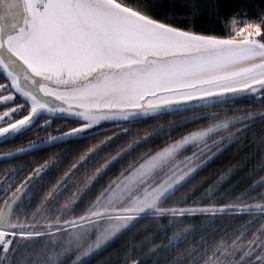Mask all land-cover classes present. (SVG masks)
Instances as JSON below:
<instances>
[{
    "label": "snow or ice",
    "instance_id": "6c2138e0",
    "mask_svg": "<svg viewBox=\"0 0 264 264\" xmlns=\"http://www.w3.org/2000/svg\"><path fill=\"white\" fill-rule=\"evenodd\" d=\"M214 7L229 25L226 37L196 31L202 13L192 0H0V73L5 81L0 92H7L0 95V107L15 105L0 113V144L30 132L45 115L67 114L60 118L75 117L77 124L0 152V159L7 160L70 145L42 162L25 160L5 171L0 181V264H91L148 217L155 218L154 224L173 217L164 231L175 230L167 243L148 249L147 261L129 253L156 237L133 245L125 264H162L161 256L173 250L170 264H264V175L255 178L264 172V159L249 174L252 182L226 204L164 207L189 184L194 194L211 178L194 184L201 172L238 144L239 155L249 131L264 128V6L251 20L235 5L230 16L227 10L221 13L223 3ZM18 98L22 104H16ZM242 98L262 107H222ZM23 112L27 114L15 118ZM187 112L192 115H182ZM161 116L178 118L150 125L151 131L113 152L114 145L132 135L124 124ZM105 121L121 131L104 135L110 130L101 127ZM51 124L45 119L37 131ZM154 140L161 142L104 183L117 165ZM75 153L45 191L48 174ZM244 166L229 163L217 169L208 194ZM37 197L40 202L29 212ZM176 203H186V197ZM253 213L259 215L237 228L239 235L217 241L218 229L208 232L219 216ZM197 214L211 219L203 228L184 226L183 217ZM197 231L212 239L184 248Z\"/></svg>",
    "mask_w": 264,
    "mask_h": 264
},
{
    "label": "trees",
    "instance_id": "16d2710c",
    "mask_svg": "<svg viewBox=\"0 0 264 264\" xmlns=\"http://www.w3.org/2000/svg\"><path fill=\"white\" fill-rule=\"evenodd\" d=\"M192 2L199 6L200 11L202 13V15L197 18L198 26L196 28V31L202 32L203 34L216 35L220 37H226L229 34V25L227 24L225 16L223 14L217 16V10L214 7V5H216L217 3H223L224 8L221 9V13L227 10L229 16L234 11L232 5H235L236 6L235 10H239L242 8L244 12L248 13V15L243 18L249 20L255 19L256 16L260 14L261 7L264 6V0H192ZM4 82L5 81L3 79V75L2 73H0V83H4ZM19 101L21 100L20 99L16 100V102ZM246 104L250 106V110L252 111H256L262 107V105H260L259 102L251 103L247 100V98H242L238 103H229L227 105L231 107L232 105H235L236 108H240L243 110L246 109ZM9 105L10 104L4 107H0V109L9 107ZM26 113L27 112L21 113L20 115H18V118L21 117L23 114L25 115ZM182 115H192V113L187 112V113H182ZM177 118L178 117H173V116H161L155 118L154 120L147 119V120H141L133 123L124 124V127L133 129L132 135L125 138L121 142V144L114 145L113 152L116 150V148L122 146L123 144H126L128 140L133 139L137 134L143 135L145 131H151V127H149L150 125L156 126L160 124H167L169 120L177 119ZM45 119H49L52 121L51 127L46 130L37 131V128L39 127V125H41V122L44 121ZM74 121H75L74 118L62 119L60 117H49L45 115L36 122V127H34L30 132H27L25 135L20 136L13 141H10L5 144H0V152L9 151L17 147H26L29 140H42L45 139L47 135L50 133L58 134L55 132L57 128L61 129L62 131H66L68 130L69 127H76L77 124ZM201 123H206V121H202ZM101 127L104 129H110V130H106L104 132V135H109L113 131L120 129L119 127H116L114 123L103 124L101 125ZM99 138L103 139V136ZM261 139H264V128H262L260 125H257L255 128L249 131L247 139L242 142L247 146L243 147L242 150H240L239 155H235L237 149L241 148V145L238 144L234 146L233 149L230 150L228 153H226L223 157H221L215 163H213L210 167L206 168L203 172H201L200 176H198L196 181L193 182L194 184H199L202 179L206 177H211L210 179H208L207 183L203 184L202 187L194 191V194H193V184L187 185L185 188L181 189L176 194L173 203L166 204L164 205V207H173V206L182 207V208L203 207L200 205H194L191 203V201L194 200L195 197H198L202 190L204 189L206 190V187L217 179V175H218L217 169H222L224 168L225 165L229 163L231 164L241 163L242 165L246 164V166L242 167V170L238 172V175L237 176L235 175L229 183H226L223 185V187L219 188L220 189L219 191H221L220 195H222L224 198L218 200V202L223 204L225 203L224 200L227 199L229 196H231L232 198L236 195H239L240 186L242 187L244 186L243 181H247V183L248 181L249 183L252 182V179L247 174L253 173V170L258 169L257 166L260 164L261 160L264 159V155H263L264 149H260ZM160 142H161L160 140H154L150 144L144 145L143 147L138 149L137 152L132 153L131 156H129L120 165H117V167L114 168L111 173H109V175L105 178L104 183H106L108 179L115 176L119 172L121 167H123L132 159H134L140 152L146 151L148 148H151L154 145L159 144ZM69 146L70 145L67 144H58L55 147L48 148L43 151L33 153L31 155L19 156L18 158L15 159L0 160V181L2 180V177H4L5 171L9 170L12 166L20 164L25 160L40 159L42 162L43 159L48 158L54 153H58L62 148H66ZM77 154L78 153H75L73 156L68 157L66 160H64L61 163L58 169H53L48 174L46 179L50 181V184L46 186L45 191H47V187H50L51 184L55 183L56 179H58L61 175H63V171L74 160L75 155ZM260 175H264V172H260L258 175H256L255 178L258 179ZM22 178L23 177H21V179ZM17 183H19V181H17ZM97 188H99V185L97 186ZM232 189H235V191H231ZM229 192H231L230 195L228 194ZM43 194L44 193H41V196ZM184 197H186V203H176L180 201L181 198ZM64 199L65 197L62 199V202H64ZM27 200L28 197H25V203L27 202ZM39 202L40 201L38 197L34 198L32 207L29 209V212H31ZM0 203H3V201L1 200ZM79 213L80 212L78 210L76 214L78 215ZM258 215L259 213H253L251 216L244 215L241 217H237L234 214H225L223 216H219L218 218H216L215 223L208 228V232L211 233L213 229H218V231H215L214 233V239L217 241H219L222 237L231 235L233 233L235 235H239V232H235V230L245 225L247 221ZM174 219L175 218L173 217H167L159 220L158 223L154 224L153 223V221L155 220L154 217L145 218L137 225V228L134 229L132 232H129L121 239L116 240L106 250L100 251L92 259L91 264H125V254L129 253V249H131L133 245H139L140 242L144 241L146 237L151 238L155 236L156 239L152 240L151 243H148L147 247L145 248L138 247L135 253H129V255L132 258L139 257L140 259L145 261L149 260L151 254L148 253V249L151 248L153 244L158 245L161 243H167V239L172 236L173 231L175 229H170L165 233L164 226L170 225V223L173 222ZM182 219L184 226L195 225L199 229V228H203L207 224V222L211 219V217L207 215L197 214L195 216L189 215L183 217ZM145 228L147 229L146 231L144 230ZM250 236L251 233L248 234V238H250ZM202 238H208L209 240L212 239L211 236H206L205 233L197 231V233L194 236L189 237V240L185 242L183 247L188 248L194 245H198L201 242ZM174 254L175 253L173 250L162 255L161 256L162 264H170V260L174 257ZM22 256L23 254L20 257H18V259H21ZM189 260H191V257L189 258Z\"/></svg>",
    "mask_w": 264,
    "mask_h": 264
},
{
    "label": "rangeland",
    "instance_id": "374dc122",
    "mask_svg": "<svg viewBox=\"0 0 264 264\" xmlns=\"http://www.w3.org/2000/svg\"><path fill=\"white\" fill-rule=\"evenodd\" d=\"M0 95H7V92H0ZM19 99V98H18ZM21 100V99H20ZM22 101V100H21ZM21 101H19V102H16V104H22L23 103V101L21 102ZM15 105H13V104H10L9 105V107H6V108H3V109H0V113H3L4 111H6L7 110V108H10V107H14ZM222 107H226V108H236V106L235 105H232V107L231 106H229V105H223ZM246 109H249L250 110V106L249 105H247L246 104ZM244 110V109H243ZM27 114V113H26ZM25 114V115H26ZM239 114H241V113H228V115H239ZM24 115V114H23ZM65 115H67V114H65ZM22 117V116H21ZM21 117H19V118H21ZM70 118H75V117H71V116H69ZM16 119H19L18 118V116H16L15 117ZM43 122L44 121H42L41 122V124H43ZM112 123H114V122H111V121H105V122H102V124L101 125H103V124H112ZM0 126H3L2 124H0ZM236 127H239V125H237ZM67 131V130H66ZM121 131V129H118V130H116L115 132H120ZM109 135H112V133H110ZM185 154H190V153H185ZM263 155H264V153H263ZM248 164V163H247ZM259 166V165H258ZM257 166V167H258ZM240 172V171H239ZM250 174V173H249ZM249 174H247V175H249ZM238 175V173L236 174V176ZM3 178L4 177H2V180L1 181H3ZM246 179H249V178H246ZM214 182L215 181H213L211 184H209V186H207L206 187V190L204 189V190H202L201 192H200V195L198 196V197H195L194 198V200H192L191 201V203L192 204H194V205H200V206H207V205H211V204H213L214 202H217L218 200H220V197H222V195H220V193H221V191H216L214 194H212V195H209L208 193H209V187H210V185H213L214 184ZM249 184V181H248V183H244V186L242 187V186H240V188H239V193L240 192H242L243 190H244V188H246L247 187V185ZM6 186V185H5ZM73 188H75V186H73ZM0 190H2V186H0ZM237 193H238V191H237ZM69 194H71V190L69 191V193H66V196L67 195H69ZM64 197H61V199H60V204H62L63 202H62V199H63ZM232 198H231V196H229L227 199H225L224 200V202L225 203H223V204H226V203H228L230 200H231ZM0 202H1V200H0ZM254 201H250L249 203H253ZM57 207H59V204L57 205ZM80 214V213H79Z\"/></svg>",
    "mask_w": 264,
    "mask_h": 264
},
{
    "label": "water",
    "instance_id": "95a60500",
    "mask_svg": "<svg viewBox=\"0 0 264 264\" xmlns=\"http://www.w3.org/2000/svg\"><path fill=\"white\" fill-rule=\"evenodd\" d=\"M61 116H66V115L58 113V114H56L55 116H52V117H61ZM68 118H70V117H68ZM74 119H76V118H74ZM0 160H3V159H0Z\"/></svg>",
    "mask_w": 264,
    "mask_h": 264
}]
</instances>
